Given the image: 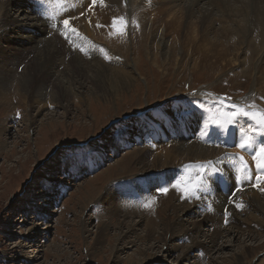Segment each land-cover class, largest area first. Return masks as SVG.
Masks as SVG:
<instances>
[{
  "label": "rangeland",
  "instance_id": "obj_1",
  "mask_svg": "<svg viewBox=\"0 0 264 264\" xmlns=\"http://www.w3.org/2000/svg\"><path fill=\"white\" fill-rule=\"evenodd\" d=\"M112 1L114 5L118 3L116 18L123 17L127 25L124 33L110 37L109 43L98 42L103 54L101 63L112 79L109 83L112 88L106 84L105 95L86 83L80 91L89 101L80 99L82 102L71 105L67 112L51 104L35 109L30 113L35 121L28 131L26 123H21L25 109L17 105V100L9 107L0 105V127L6 122L9 123L4 127H10L6 147L0 150V264H230L246 247L253 251L241 256L244 263L264 264V244L257 249L264 242L261 228L264 216L249 210L250 207L236 206L232 212L235 228L232 230L230 223L223 222L219 231L226 229V232L221 231L214 247L205 253L188 252L190 242L181 235L167 234L165 243L160 239L162 223L182 221L183 229H191L192 221H202L203 212L194 208L199 191L195 186L203 176L217 171L215 161L227 150L208 143L204 146L202 142H205L199 138L193 144L203 145L212 157L166 164L164 169L154 167V155L144 158V164L149 165L146 168L136 164L130 155L142 147L153 154L157 152L158 145H144L146 135L138 133L142 121L149 118L158 123L166 119L199 123L200 107L210 112L211 116L207 115L210 122L217 113L227 127L228 119L236 113L234 121L243 119L245 127L264 131L261 123L264 64L257 57L249 60L250 54L243 55V49L233 48L232 43L226 44L231 50L224 47L222 22L217 21L220 12L216 8H222L228 0L216 2L222 4L213 7V14L218 18L214 16L212 25L204 33L199 28L200 14L187 18L182 2L170 8L165 4L169 0H142V3L136 0L143 7L134 12L132 0ZM231 1L228 3L232 4ZM241 1L248 3V0ZM251 1L257 7H264V0ZM204 3L200 4L203 10L212 8ZM240 3L235 6L239 7ZM243 59L247 65H243ZM261 60L264 62V54ZM17 71L20 73L21 68ZM244 120L254 124H246ZM123 135L128 141L125 147L121 144ZM136 137L143 139L142 145L137 146L141 141L137 142ZM160 138L167 140L165 136ZM129 156L131 161L127 159ZM120 159H127L125 173L115 167ZM88 165H92V170ZM166 172L167 193L160 191L156 183ZM176 177L178 180H174ZM248 178L263 188L261 198L264 199V174L256 172ZM139 180L145 182L141 184ZM177 183L193 194L184 196V192L174 187ZM134 184L143 188L147 184L148 192L144 194L136 189L134 193L133 187L137 188ZM137 192L146 199L139 200ZM109 194L116 198L109 201ZM147 195L151 197L149 200ZM131 200L140 211L131 208L134 214L125 217L126 209H119L116 204L127 206ZM146 200L150 202L147 207L145 203L141 205ZM181 206L194 214H184L179 210ZM148 227L154 232L147 241ZM210 227V223L201 227V234L196 237L200 244L206 243L203 233ZM250 230L253 235L248 234ZM200 257L202 261L198 260Z\"/></svg>",
  "mask_w": 264,
  "mask_h": 264
},
{
  "label": "bare ground",
  "instance_id": "obj_2",
  "mask_svg": "<svg viewBox=\"0 0 264 264\" xmlns=\"http://www.w3.org/2000/svg\"><path fill=\"white\" fill-rule=\"evenodd\" d=\"M139 1L142 3V0ZM221 1L222 0H169L165 4L170 6V8H176L181 2L184 3L185 5H182L184 6V11H182L185 12V16L187 18L200 14L199 28L201 33H204L207 30L206 28L212 25L213 20L215 19L214 16L216 15L213 14V9L215 8L213 7H215V5L217 7L218 5L221 6L222 4L220 5L219 3H216ZM228 1L225 2V4L222 2V8H216L217 12H220V17L218 18L216 16L218 18L217 21L220 23L222 22L223 24H221V30L223 31L222 39L224 40V47L226 48L227 42L230 44L232 43L233 48L243 49V51H241L243 55L248 52L250 54V57L248 56L249 60H253L257 57L258 62L264 64L261 60L262 55L264 54V7L261 8L255 6V3L251 0H248V3L241 0H232V4H229ZM112 2L114 1L103 0V3H100V0H97L96 5H93L92 0H42L41 3H37L36 0H0V105L2 107H9L14 100H17V105L24 107L25 109V116L21 119V123H26L25 125L27 126V131L35 121V118L30 114L31 111L39 108L42 109L43 107L46 108L51 104L54 108L59 107L67 112V109L70 108L71 105L81 103L82 100L80 99L88 100V96L86 98L80 91L85 88L86 83L93 85L97 93L105 95L108 90L107 87L110 85L111 75H106V66L101 63V60H103V54L100 52V47L98 46L100 44H98V42L109 43L110 37L118 35L116 30L112 27L113 18L118 16V3L114 5ZM135 2L136 0H132L131 2L134 7V12L135 10L139 11L138 7L142 5L140 2H136V4ZM203 2H205V6H211L212 8H210V10L208 8L203 10V7H200V4ZM237 2H241L239 7H237L238 5L235 6ZM88 6L89 8H87ZM116 7L117 11H115ZM41 11L47 14L46 18H43L44 20L40 18L39 14H41ZM65 19L69 21L68 29L65 28L63 23ZM71 29H75L78 35L73 33ZM46 36H48L47 39ZM230 48L231 47H227L226 49L231 50ZM113 58L114 57H109V60L113 61ZM89 59L91 61H89ZM245 59H243V65H247ZM259 67L260 66L257 65L256 69H259ZM18 68H21L20 73L17 71ZM88 73H90L91 76L88 75ZM106 84H108L107 87ZM109 87L110 89L112 88V86ZM250 96H253V93ZM184 99L188 100V98ZM178 107H180V104L177 106V109ZM200 108V110H205L203 107ZM206 111V113H210L208 110ZM217 121H220V123L223 124V127L217 126ZM221 121L223 120L219 118L216 113L215 116L211 118V123H208L206 127H203L202 124L201 126L193 124L192 126H189V129L191 132L196 133H193V136L196 135L198 139L202 138L205 142L203 145L205 146L208 142L205 141L206 137H204V133L212 126L220 132H223L224 128H233L234 123H241V125H243L242 121H234L233 123H228L226 127V123ZM8 123L9 122H6L4 126ZM155 123L159 128V134L165 136L167 140H159L158 143H156L158 145V149L155 154L148 150L147 147H142L130 153L132 160H136V164H142V168L149 167L148 164H144L146 162L144 158L152 155L155 157L154 167L158 169H164L166 164L197 162L212 157L210 151L204 149L203 145L196 146L193 144L196 140H190L192 143H189L190 141L180 138L179 135L176 139L171 137L169 138L170 134L165 133L167 131L165 123ZM4 126L0 127V150L6 147V136L10 132V127ZM241 128L243 127L241 126ZM252 128L254 129L252 126L245 127V129L249 131H253ZM244 133L245 134L241 135L236 148L232 147L231 150L237 152H240L239 150H244L245 153L243 156L245 158H251L254 163L245 162L244 165L243 162H238L235 158H232L231 151L229 150L222 154L221 158L215 161V167L217 168V171L223 169V172L221 173L223 179L217 180L215 183L216 186H210L208 189L199 190L196 193V195L198 194V199L195 201L194 208L203 212L201 213L202 221L200 220V223H192V221L190 223L191 229H183V225L181 224L182 221H178V223L173 222V224L169 225L167 223H162V236L160 237L162 243L167 241V234H170L171 236L181 235L184 240L190 242V246L187 250L188 252L191 253L193 251L205 253L207 249L214 247L216 240L221 235V231L226 232V229L219 231V229H222L221 224L223 222H226L227 225L230 223L229 226H231L232 230L235 228L233 224L235 223V219L232 212L235 210L236 206L238 207L239 205V209H246L250 207L249 210L262 213L264 216V199L261 198L263 188H258L251 178L250 181L244 178V175L246 174L244 169L246 166L249 168L252 175L256 172L264 174V167H258V164L264 163V155H261V149L256 151H252V149L250 150V146L248 144V134L250 133L247 131ZM17 134L18 132H16V135ZM128 135L129 134H125V136ZM125 136L123 137L121 143L122 147H125L123 145L128 144V141L125 140ZM245 141H247V146L244 148L239 147V144ZM262 141L264 142V137L262 138ZM211 142L213 141H210L208 145H215ZM142 144L143 143L140 142L137 146ZM220 147L225 149L222 146ZM131 156L127 159H130ZM127 159H120L117 161L115 167L119 169V172H126L125 167L127 165ZM129 161H131V159ZM194 165L195 164H193V166ZM88 167H90L89 170H92V165H88ZM167 172L162 174V176L166 178L168 175ZM205 172H207V170ZM199 175L202 174L200 173ZM176 179L178 178L176 177L174 180ZM139 181L141 184L145 182L143 180ZM135 185L137 188L133 187L132 191L134 193L136 192V189H140L145 194L147 191L146 188L144 189L140 186V184H134V186ZM222 186H226L228 188L229 192L227 191L228 193L226 192V195H223L219 191V189L222 190ZM234 190L239 191L234 192ZM144 194L140 192L136 193L139 200L145 198L143 197ZM107 198L109 201H112V199L114 200L116 197L113 196V194H109ZM147 198V200H149L151 197H148L147 195ZM147 200L141 205L150 204ZM91 202L92 201L89 203ZM118 205L119 203L117 202V208L126 209V214L124 213L125 217L126 215L133 213V210L130 212L131 208L134 209L135 206H137V204L133 203L132 200L127 206L125 203H122L121 206ZM209 208H211V211L208 210ZM116 209L113 210L116 211ZM135 209L138 210L139 208L136 207ZM179 210L183 211L184 214L193 213L188 207L182 208L181 206V209ZM122 212L120 215L123 214ZM134 212L137 213V211ZM115 213L116 212H114V214ZM224 213H227V219L225 220L223 219ZM206 223L211 224V229L209 228V231L203 233L205 239H207L206 243L200 244L196 237L201 234V227H204ZM261 228H263L264 232V222H262ZM153 232L152 227H148L145 240H150L153 237ZM249 233L253 235V231L250 230L248 234ZM263 244L264 242L258 246L257 249H260ZM250 251H253V248L246 247L241 255L233 257L230 264H247L248 262L244 263L241 256H248L251 253ZM150 259L152 260L154 258L151 257ZM184 260L185 259L183 258L182 261L184 262ZM198 260L202 261L201 257ZM209 264L212 263L210 262Z\"/></svg>",
  "mask_w": 264,
  "mask_h": 264
},
{
  "label": "snow or ice",
  "instance_id": "obj_3",
  "mask_svg": "<svg viewBox=\"0 0 264 264\" xmlns=\"http://www.w3.org/2000/svg\"><path fill=\"white\" fill-rule=\"evenodd\" d=\"M36 2L37 3H41L42 0H36ZM96 3H97V0H92V4L93 5H96ZM100 3H103V0H100ZM63 23H64L65 28L68 29L69 28V21L67 19H65L63 21ZM118 23L120 24L119 28L116 27ZM126 25H127V22L123 19V17H120V18H115L114 17L113 18L112 27L116 30V33L118 35H122L124 33ZM71 31L73 33H76L75 29H71ZM76 34L78 35V33H76ZM101 51H103V49H101ZM105 58L106 59L108 58L107 55H105ZM177 111L179 112V109H177ZM242 114L243 115H247V112H244L242 110ZM235 118H236V113H233L232 116L228 119L227 123H229V124L233 123ZM216 123H217V126L223 127V124H221L220 121H217ZM261 123L264 124V116H262V118H261ZM246 146H247V141L239 144V147H241V148H244ZM260 153H261V155H264V148H261ZM258 167H264V163L258 164ZM222 172H223V169H220V170L215 171V172H210L206 176H203L201 178V180L198 181V183L196 185V188L198 190H206V189H208L210 186L214 185L217 180L223 179V177L221 175ZM174 187H176L178 190L184 192L185 195H192L193 194L189 189L182 188L179 183L174 185ZM160 191L167 193L168 189L167 188H162V189H160ZM145 206H148V205H145ZM238 207H240V206L238 205ZM208 210L211 211V208H209Z\"/></svg>",
  "mask_w": 264,
  "mask_h": 264
}]
</instances>
